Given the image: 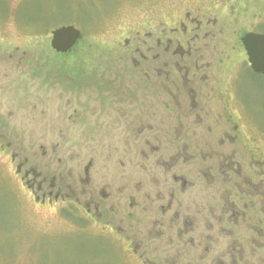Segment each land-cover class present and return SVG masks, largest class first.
I'll return each instance as SVG.
<instances>
[{
  "label": "rangeland",
  "instance_id": "obj_1",
  "mask_svg": "<svg viewBox=\"0 0 264 264\" xmlns=\"http://www.w3.org/2000/svg\"><path fill=\"white\" fill-rule=\"evenodd\" d=\"M160 32L194 91L157 76ZM248 33L264 0H0V264H264Z\"/></svg>",
  "mask_w": 264,
  "mask_h": 264
},
{
  "label": "water",
  "instance_id": "obj_2",
  "mask_svg": "<svg viewBox=\"0 0 264 264\" xmlns=\"http://www.w3.org/2000/svg\"><path fill=\"white\" fill-rule=\"evenodd\" d=\"M80 31L73 26H63L51 32L50 45L57 53H66L74 47ZM247 61L253 73L264 75V35L248 33L241 38Z\"/></svg>",
  "mask_w": 264,
  "mask_h": 264
},
{
  "label": "flooded vegetation",
  "instance_id": "obj_3",
  "mask_svg": "<svg viewBox=\"0 0 264 264\" xmlns=\"http://www.w3.org/2000/svg\"><path fill=\"white\" fill-rule=\"evenodd\" d=\"M180 24L182 25L183 29L186 30L187 32V24L185 23V21L180 22ZM198 28H201V26H199ZM176 32H181L180 28L176 27L175 28ZM183 34V32H182ZM179 43V49L183 51H181L182 55L184 54H188L190 55L189 57H191L192 55V46L188 45L187 49L184 48L183 42L181 40H177ZM163 36H162V32L158 33L156 38H155V51L157 53L155 60H157L155 62V71L156 74L159 78L162 77H166L167 82H170L172 85H175L177 88L181 89L183 92L185 91L186 86L192 87V83L190 85V80H192L194 82V77H195V73L193 72V76L190 79L188 77L190 70L194 69L193 67H185L184 66V73L185 74H181L178 77H174L173 75H177V73L179 72V66H182V64L184 63H179V62H173V61H168V62H163V56H164V52H163ZM170 48L166 47V53L165 54H170V58L171 59H175L177 57V55H179V49L178 47L173 50L171 53L169 51ZM176 64V65H175ZM197 69L199 70V68L197 67ZM191 91H194L193 89L190 88ZM196 95V94H195Z\"/></svg>",
  "mask_w": 264,
  "mask_h": 264
}]
</instances>
